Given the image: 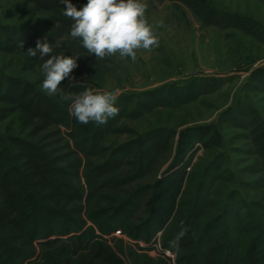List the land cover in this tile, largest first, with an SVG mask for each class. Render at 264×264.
Masks as SVG:
<instances>
[{
	"label": "trees",
	"instance_id": "trees-1",
	"mask_svg": "<svg viewBox=\"0 0 264 264\" xmlns=\"http://www.w3.org/2000/svg\"><path fill=\"white\" fill-rule=\"evenodd\" d=\"M19 1L21 7L31 5L42 12L46 16L41 19L44 27L52 31L44 34L0 27V36L5 34V47L0 39V51H25L24 69L32 73L44 61L39 53L28 56L27 49H34L38 40L49 44L59 40L61 47L55 48L52 55L76 57V68H80L77 72L81 74L82 68L85 75L71 81L72 71L61 81L63 99L59 94L49 96L42 89L44 73L37 83L0 78V120L8 119L10 125H16L15 130L0 132V264H29L36 256V243L41 249H58L53 252L54 257L49 256L56 264H123L96 232L104 236L121 230L135 240L149 242L168 222L162 246L177 252L179 264H264V201L247 203L236 198L238 193L231 192L217 205L218 213L210 212L212 206L217 207L211 199V188L213 172L218 168L213 170L211 165L203 171L195 192H186L192 173H186V163L179 165L195 143L205 149L217 144L219 136L212 124L190 127L179 134L174 158L162 179L155 178L105 207L96 202L97 191L112 181L116 185L119 180L110 176L125 165H135L133 173L137 176L150 170L159 156L172 150L175 132L152 129L134 142L110 149L104 161H88L100 148L114 120L124 115L128 100L120 106L119 114L103 125L91 121L85 125L71 117L67 111L70 97L91 89L93 79L99 78L90 66H95L96 57L87 52L79 39L70 36L73 21L63 16L65 5L60 0ZM181 1L205 25L251 32V21L220 10L210 0ZM87 2L71 0L78 10ZM20 40L24 41L23 49L17 46ZM263 78L264 70L260 69L251 81L260 85L263 82L264 90ZM220 81L193 77L182 86H163L143 94L146 100L141 107L176 106L194 99L200 91L211 90ZM76 83L80 86L74 87ZM125 99L128 98L121 96L115 103ZM239 104L235 110L221 113L219 119L238 124L236 110L243 107ZM138 109L134 108V112ZM254 124L252 119L249 126ZM256 130H260L255 140L264 172V129ZM260 180L264 184V174ZM140 209L145 217L132 223ZM178 237V243L173 245ZM85 249L88 252L84 253ZM129 252L145 264H165L163 260Z\"/></svg>",
	"mask_w": 264,
	"mask_h": 264
},
{
	"label": "rangeland",
	"instance_id": "rangeland-1",
	"mask_svg": "<svg viewBox=\"0 0 264 264\" xmlns=\"http://www.w3.org/2000/svg\"><path fill=\"white\" fill-rule=\"evenodd\" d=\"M210 1L228 14L251 21V32L228 26L205 25L181 0H142L147 5L145 16L153 26L159 46L152 50H137L135 62L130 57L122 58L117 53L103 59H95L97 63L94 67L90 64L99 77L93 79L94 87L91 89L112 91L119 88L121 94L118 98L123 96L128 99L115 103L116 107L124 106L126 100L128 104L124 115L114 120L110 132L100 143V148L90 155L88 161L92 164L100 163L110 154V149L134 142L152 129L175 132L172 150L159 156L146 173L134 175L135 165H125L113 173L110 179L116 178L119 182L113 185L112 181L97 191L95 199L100 206L105 207L117 198H125L136 188L152 183L155 178L162 179L174 158L179 134L190 127L211 124L219 136L217 144L205 149L200 143H195L179 165L186 163V173H192L185 185L186 192H195L203 171L211 165L213 170L218 167L213 172L214 182L211 188V199H214L216 206L231 192L238 193L236 198L239 196V199L247 203L264 201V184L260 182L264 172L259 157V146L255 140V135L260 132L256 129H264V90L263 82L260 85L251 81L255 71L264 70V1ZM21 5L19 0H0V27L4 30L15 28L21 32L29 29V32L44 34L52 31V28L44 27L41 19L46 16L42 12L34 10L31 5ZM156 25L162 27L157 28ZM0 39L4 44L3 48L5 34H1ZM25 56L23 50L16 53L0 51V78L14 77L37 83L43 74V63L36 66L37 72L29 73L24 69ZM85 62L82 66L86 65ZM79 66L81 67V64ZM75 69L70 75L71 81L77 80L79 75H85L82 68L81 74L77 72L80 68ZM193 77L217 78L221 81L211 90L200 91L194 99L188 102L184 100L185 102L176 106L155 104L148 109L141 107L146 100L143 94L170 84L182 86ZM73 98L69 99L71 101L67 111L76 119L71 115ZM238 102L243 106L242 110H236V116L240 119L238 124L219 119L220 114L227 109H236ZM134 108L139 109L134 112ZM252 119L255 124L249 126ZM9 122L8 119L0 120L1 133L16 129L15 123L10 125ZM255 125L260 127L253 130ZM82 159V163L85 162V158ZM81 181L83 182V177ZM214 206L209 211L216 214L219 206ZM144 217L140 209L131 222L136 223ZM168 224L169 222L161 227L149 242L135 240L121 230L104 236H100L98 232L96 234L123 264H145L137 257H131L130 250L138 256L173 264L162 252L169 251L174 255V263L179 264L177 252L162 246V238ZM36 245V256L29 264H56L49 258L54 257L55 249L58 251L55 246L41 249L37 243ZM86 252L88 251L85 249L84 253Z\"/></svg>",
	"mask_w": 264,
	"mask_h": 264
},
{
	"label": "clouds",
	"instance_id": "clouds-1",
	"mask_svg": "<svg viewBox=\"0 0 264 264\" xmlns=\"http://www.w3.org/2000/svg\"><path fill=\"white\" fill-rule=\"evenodd\" d=\"M60 3L65 5L63 16L73 21L70 36L73 40L79 39L97 60L118 53L120 57H130L135 62L137 50H152L159 46L153 26L145 16L147 5L142 0H88L80 10L71 0H60ZM17 46L23 49L24 41L20 40ZM59 47V40L54 44L38 40L36 47L28 48L26 54L35 57L39 53L44 61L41 66L45 76L42 89L49 96L59 94L63 99V89L59 85L78 65L76 57L52 55ZM73 86L79 87L80 83ZM120 94L119 88L112 91L85 89L73 98L71 115L81 124L87 125L91 121L97 126L103 125L119 114V108L114 105ZM178 240L179 237L172 242L173 245Z\"/></svg>",
	"mask_w": 264,
	"mask_h": 264
},
{
	"label": "built area",
	"instance_id": "built-area-1",
	"mask_svg": "<svg viewBox=\"0 0 264 264\" xmlns=\"http://www.w3.org/2000/svg\"><path fill=\"white\" fill-rule=\"evenodd\" d=\"M162 252H163V254L165 255V257H166L167 259L172 260L173 264H175V263H174V255H173V254H171L169 251H162Z\"/></svg>",
	"mask_w": 264,
	"mask_h": 264
}]
</instances>
